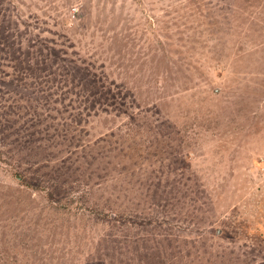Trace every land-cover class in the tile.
<instances>
[{"label":"rangeland","instance_id":"1","mask_svg":"<svg viewBox=\"0 0 264 264\" xmlns=\"http://www.w3.org/2000/svg\"><path fill=\"white\" fill-rule=\"evenodd\" d=\"M0 264H264V0H0Z\"/></svg>","mask_w":264,"mask_h":264}]
</instances>
